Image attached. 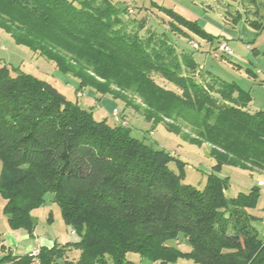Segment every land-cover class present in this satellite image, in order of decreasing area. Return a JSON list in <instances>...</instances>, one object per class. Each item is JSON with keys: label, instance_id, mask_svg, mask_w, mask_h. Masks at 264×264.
Instances as JSON below:
<instances>
[{"label": "trees", "instance_id": "trees-1", "mask_svg": "<svg viewBox=\"0 0 264 264\" xmlns=\"http://www.w3.org/2000/svg\"><path fill=\"white\" fill-rule=\"evenodd\" d=\"M240 2L245 11L236 12L234 25L244 21L264 31V0ZM152 5L165 14L172 33L216 40L198 21ZM127 13L124 1L0 0V26L74 76L77 92L92 87L147 122L207 144L216 164L205 188L184 183V173L169 167L173 156L132 137L128 124L95 121L77 104L49 94L47 82L15 69L12 75L5 66L0 194L8 225L32 236V211L50 193L79 240L41 247L38 261L9 252L0 264H138L130 253L160 264L180 257L197 264H264V234L249 213L262 187L229 198V182L218 174L224 166L264 172V111L251 112L250 92L205 72L166 33H141L144 20ZM137 99L141 104L134 106ZM170 241H187L191 251L181 254ZM72 251L75 259L67 256Z\"/></svg>", "mask_w": 264, "mask_h": 264}, {"label": "rangeland", "instance_id": "rangeland-1", "mask_svg": "<svg viewBox=\"0 0 264 264\" xmlns=\"http://www.w3.org/2000/svg\"><path fill=\"white\" fill-rule=\"evenodd\" d=\"M114 2H125L128 13L127 18L144 20L146 23L141 32L146 35V30L151 29L158 34L166 33L171 43L177 48L178 52L191 54L195 61L204 69L205 72L220 78L229 83H236L243 90L250 92L252 103L251 112L264 111V74L252 77L247 74V69L256 72L262 68L264 70V31L258 35L255 44H247L237 40L229 41V48L232 53L241 56L240 59L233 55H227L220 51L222 43L217 42L211 45L207 40L191 35L190 37L175 34L170 31L166 16L160 8L153 6L156 3L162 8L172 9L186 19L199 20L201 27H207L212 33L211 22L231 27L234 25L233 17L237 11L244 12L245 8L240 0H113ZM250 11L252 6L247 7ZM264 14V12H262ZM206 18V19H205ZM204 25V26H202ZM133 28L130 25L129 29ZM243 41L246 42L245 38ZM226 43V42H224ZM227 44V43H226ZM194 45H197L195 48ZM250 48H256L261 52L258 58L253 56ZM10 69L12 75L16 72L30 74L53 86L64 98L77 104L81 109L90 112L95 121H106L109 125H115L122 121L129 126L132 137L144 141L155 150L165 151L173 156V161L169 167L176 173H184V183L192 185L199 190H203L207 183V176L212 173L215 160L210 155V148L207 144L202 146L192 144L184 140L181 136L170 132L165 124H153L147 122L142 115L132 107H127L124 102L114 99L110 95H103L92 87L77 92L79 88L78 80L72 75L62 74L56 65L45 57L35 53L28 46L18 44L14 37L0 26V69L3 67ZM241 67V68H240ZM13 69L17 70L16 72ZM201 74L197 76L202 79ZM204 78V77H203ZM155 80L167 87L175 89L168 82L155 76ZM81 94V96H79ZM139 99L133 102L134 106H139ZM180 161V163H177ZM3 171V164L0 160V177ZM229 182L226 196L236 197L240 193L247 194L253 187L258 186V182H264V172L244 171L239 168L224 166L218 173ZM260 200L256 208L250 209L249 213L258 217L253 221V225L259 234H264V222L260 218L264 217V187L260 188ZM5 201L0 194V260L7 254L13 253L17 256L26 254L32 255V251L39 250L41 247H52L55 243L65 245L67 242L79 240L76 235L65 223L60 208L53 201V195L47 194L45 203L38 209L32 211L35 222L33 235L24 231H14L10 228L7 216L4 213ZM169 245L179 250L181 254L191 251L190 244L186 242L177 243L170 241ZM69 259L77 257L76 252H70ZM34 257L35 261L37 257ZM128 258L138 264H160L142 260L136 254H128ZM168 264H197L193 260L178 258L177 261Z\"/></svg>", "mask_w": 264, "mask_h": 264}, {"label": "crops", "instance_id": "crops-1", "mask_svg": "<svg viewBox=\"0 0 264 264\" xmlns=\"http://www.w3.org/2000/svg\"><path fill=\"white\" fill-rule=\"evenodd\" d=\"M184 17V16H183ZM206 19V18H205ZM210 24L213 25V29L217 30L216 33H212L210 32V30L208 29V25H206L207 27H202L207 33L215 36L218 39V43L220 45V43H224L226 42L227 44L229 43L230 40H237L239 42H243L244 44H247V48L249 47L248 43L250 44H255V42L257 41L258 35H260L259 32L255 31L254 29L250 28L244 21H241L240 23H238L237 25H233L231 27H224L222 25H217L213 22H211L210 20L206 19ZM191 21V20H190ZM198 21L200 24L199 20H195ZM201 26V25H200ZM204 26V25H202ZM191 36V34H190ZM188 36V37H190ZM245 38L246 42L243 41V39ZM217 40V39H216ZM215 40V41H216ZM215 41L213 42H209L211 45H213L215 43ZM229 46V44H228ZM253 56L256 58V62L259 64L258 62V58L261 56V52L256 49V48H250ZM231 55H233L235 58L240 59L241 56L239 54H235L232 53ZM201 69H203L202 67H200ZM241 68V67H240ZM204 70V69H203ZM250 70V69H247ZM247 72V71H246ZM251 72L254 74L252 75L251 73H247L249 76L252 77H258V75H262L264 74V70L262 68L258 69L256 72H253L251 70ZM261 82H264V80H262ZM45 247V246H43Z\"/></svg>", "mask_w": 264, "mask_h": 264}, {"label": "built area", "instance_id": "built-area-1", "mask_svg": "<svg viewBox=\"0 0 264 264\" xmlns=\"http://www.w3.org/2000/svg\"><path fill=\"white\" fill-rule=\"evenodd\" d=\"M195 48H197V45H194ZM220 51H222L223 53L227 54V55H231L232 54V50L229 48L228 44L226 43H222V45H220ZM79 96H81V94H79ZM122 125H127L126 122H121ZM258 185L261 187H264V182L260 181L258 182ZM39 255V250H35L32 251V256L37 257Z\"/></svg>", "mask_w": 264, "mask_h": 264}, {"label": "water", "instance_id": "water-1", "mask_svg": "<svg viewBox=\"0 0 264 264\" xmlns=\"http://www.w3.org/2000/svg\"><path fill=\"white\" fill-rule=\"evenodd\" d=\"M45 90H46L49 94H51L52 96L57 97V98H59V99L62 100V101L65 100L64 96H62L60 93H58V91H57L53 86L47 84V85L45 86Z\"/></svg>", "mask_w": 264, "mask_h": 264}]
</instances>
